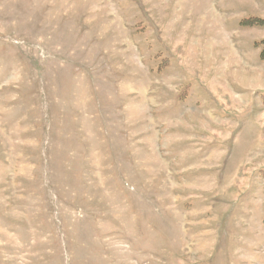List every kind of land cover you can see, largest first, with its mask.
<instances>
[{
  "label": "rangeland",
  "instance_id": "rangeland-1",
  "mask_svg": "<svg viewBox=\"0 0 264 264\" xmlns=\"http://www.w3.org/2000/svg\"><path fill=\"white\" fill-rule=\"evenodd\" d=\"M224 1L0 0V264H264V29Z\"/></svg>",
  "mask_w": 264,
  "mask_h": 264
},
{
  "label": "crops",
  "instance_id": "crops-1",
  "mask_svg": "<svg viewBox=\"0 0 264 264\" xmlns=\"http://www.w3.org/2000/svg\"><path fill=\"white\" fill-rule=\"evenodd\" d=\"M214 1H216V0H214ZM257 1L262 2V6L264 7V0H257ZM220 2L222 4H225V1L224 0H220ZM238 2L239 3H237V5L235 6L234 9H235V13H240L239 15L241 16V21H239V22L236 21V28L234 29V32L238 33V31L245 32L246 31L245 29H247V30H249V29H251V30L255 29V28H252L253 26H243L241 24L242 21L247 20V19H250V18H259V19L264 20V15H261L260 13H256V12H251L248 9V7L245 6L247 0H238ZM251 3H252V1H251ZM255 5H258V4L256 3ZM262 29H264V27ZM263 33H264V30H263ZM258 42H260V43H258ZM263 42L264 41H262V38H261L260 41L259 40L253 41L251 45L254 46V43H257L256 46H258L260 48V47L264 46V44H262Z\"/></svg>",
  "mask_w": 264,
  "mask_h": 264
},
{
  "label": "trees",
  "instance_id": "trees-1",
  "mask_svg": "<svg viewBox=\"0 0 264 264\" xmlns=\"http://www.w3.org/2000/svg\"><path fill=\"white\" fill-rule=\"evenodd\" d=\"M241 24L244 26L257 25L259 27H264V20L259 19V18H250V19L242 21ZM262 44H264V42ZM261 58L264 59V48L261 50Z\"/></svg>",
  "mask_w": 264,
  "mask_h": 264
}]
</instances>
